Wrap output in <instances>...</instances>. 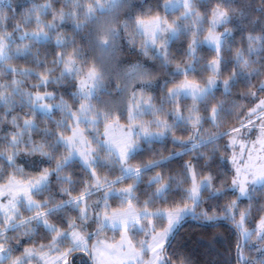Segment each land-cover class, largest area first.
<instances>
[{
    "label": "snow or ice",
    "instance_id": "obj_1",
    "mask_svg": "<svg viewBox=\"0 0 264 264\" xmlns=\"http://www.w3.org/2000/svg\"><path fill=\"white\" fill-rule=\"evenodd\" d=\"M125 3L126 0H63V7L53 11L52 0H47L43 4L33 3L21 22L13 23L16 16L9 0H0V80L10 79V83H0V126L8 117L11 125V131L0 134V264H190L187 257L170 252L177 229L189 216L206 222L231 221L238 234L236 264H264V215L250 230L245 225L251 206L244 210L239 207L242 198L252 201L253 193L264 190V98L259 95L264 94V79L252 83L253 79L264 75V29L259 35L249 34L247 48L237 49L233 59L226 61L222 52L231 34L227 25L235 10L230 5H222L229 0H219L210 11V19L208 14L198 10L200 0H163L155 14L149 12L148 18L136 17L133 30L128 33V44H134L139 36L142 53L153 52L165 69L174 62L170 44L181 36L190 35L185 52L188 62L183 67L181 63L175 64V71L169 73L174 86L168 88L169 81H165L167 91L157 105L154 97L146 94L152 86L151 73L140 63L120 67L118 41L129 29V21L120 24L117 14ZM256 10L264 16V0H260ZM50 12L51 21L46 22L43 17ZM174 12L180 14L170 20ZM240 14H244L243 9ZM69 21L74 34L87 30L82 39L94 54L91 59L74 39L69 40L60 32ZM33 23L34 30H26ZM205 23L208 24L207 35H204ZM220 27L224 28L223 32H217ZM53 38L55 47L61 51L56 53L51 66H47V61L40 60L39 51L34 53L33 47L38 49V46L51 44ZM203 47L215 55L200 71L211 74L206 80L189 79L197 72L200 64L197 51ZM253 56L258 59L252 60ZM18 58L25 61L31 58V62L44 71L13 67L8 63ZM230 62L234 64L231 73L221 79L222 66ZM254 64L258 66L253 67ZM177 76L184 79L176 83ZM28 78L38 81L31 85L34 91L25 90ZM65 81L75 82L76 91L70 93L73 104L62 96L59 103H54L57 96L47 88ZM113 82L120 102L101 100L102 95H112L107 84ZM238 83H244L248 89L241 98H251L254 104L247 112L235 111L241 106L234 102L231 109H226L223 100L211 103L221 84L224 93L231 95V89ZM134 85H139V89ZM189 99L190 106L186 103ZM77 103L79 107L74 109ZM165 105L170 107L166 109ZM17 106L29 109L26 117L34 118L39 114L51 120L57 110L63 116L55 121L56 130L41 129L32 118H24L21 123V117L13 114ZM125 115L126 123L121 124ZM225 115L234 116L236 123L221 131ZM206 122L217 131L205 134ZM177 129L189 133L186 140L175 135ZM256 132L255 140H251ZM34 134H39L41 139L34 140ZM225 137L228 140L223 146L224 152L231 150V153L220 156L219 160L221 165L230 161L233 175L230 185L223 183L221 188H215L217 177L208 162L216 159L218 142ZM168 139L181 150L161 159L131 163L144 152L142 145ZM209 145L211 154L199 153L197 163L185 162L176 175L157 172L147 181L146 198L141 200L137 195L138 185L143 183L147 173L163 167L166 161ZM61 148L63 153H60ZM22 156L39 157L23 161L38 175H28L18 164ZM201 159L205 160L201 169H209L207 175L198 170ZM76 162L88 179L83 181L79 193L73 195L77 181L72 174L65 173ZM45 164L49 166H43ZM97 169H107V172L100 175ZM117 169L119 174L110 179L108 173ZM53 177L59 185L58 194L67 199L56 202ZM126 180L132 183L116 187ZM185 184L189 186L184 187ZM209 189L212 190L209 199L224 195L226 190L231 191L235 199L222 208L201 209L202 194ZM102 190V196L92 201L94 193ZM173 195H179L180 199L170 202ZM110 198L119 199L117 208L109 204ZM157 201L167 207L154 208ZM259 210L264 211V208ZM25 212L31 214L25 216ZM50 218H56L58 223L50 222ZM93 225L94 231H89ZM41 229L46 242L36 241ZM108 232L112 236H107ZM138 236L143 238L137 239ZM253 237L256 244L251 243ZM25 243L30 246L25 247ZM249 245L257 252L255 259L245 255Z\"/></svg>",
    "mask_w": 264,
    "mask_h": 264
},
{
    "label": "trees",
    "instance_id": "obj_2",
    "mask_svg": "<svg viewBox=\"0 0 264 264\" xmlns=\"http://www.w3.org/2000/svg\"><path fill=\"white\" fill-rule=\"evenodd\" d=\"M47 2V0H9V3L11 4L16 19L13 21V23H19L23 19L24 14L26 13L27 9L33 6V3L36 4H43ZM87 2V0H85ZM219 0H200V3L198 4V10L202 14H208V17L210 16V11L213 7L217 5ZM163 0H126L125 5L120 8L118 12V21L120 24H122L125 20L129 21V26L133 24V21L138 16H144V18H147V14L151 12L152 14H155L158 10L159 6L162 5ZM231 7V9L235 10V14L232 16V19L230 20L227 27L231 30V34L227 37V39L231 40V43L233 46L235 45L236 49L244 48L247 45V36L249 34L253 35H259L261 33V30L264 29V16H261L260 12L257 11V7L260 5V0H229L228 4L222 5V7ZM63 7V0H52V10L58 11L60 8ZM241 9H243V15L240 14ZM162 12V10H161ZM178 13V12H177ZM5 14L7 13V10H5ZM173 15V13L171 14ZM51 12L48 16L43 17V19L46 22L51 21ZM206 23L204 27H206ZM35 24L33 23L29 28L26 30L31 31L34 30ZM11 28L9 27L8 31L11 32ZM207 29L205 28V31ZM60 32L65 35L69 40L72 37L76 41V45L78 47H81L85 50V53L91 55V52L88 50L87 41L82 39L87 33V30L82 31L79 35H76L73 33L72 30V22L69 21L67 24H65L61 29ZM128 33L123 32L121 34V39L118 41V43L121 45V50L118 53V58L120 60V67L127 68L130 64L134 63H140L144 68H146L151 73V79H152V86L151 88L147 89L146 94L154 97V103L159 104L160 98L164 95V93L167 91L166 88H164L165 81H169L167 84L168 88L171 84H173L171 81L173 80V77L169 75L170 72H172L171 69L167 67V69L161 67V63L159 61H156L155 59H152L149 55H143L142 51L138 50L136 47L128 44ZM205 33V32H204ZM17 36L19 33L16 34ZM184 36H181L180 39H178L175 43V47H171V51L174 54V62L173 63H179L178 61H181V66L187 61L186 59H181L179 54L185 55L187 44L190 40L189 37L183 39ZM187 43H183V42ZM17 43H20L17 41ZM24 43H28V41H24ZM83 44V46H82ZM230 44V45H231ZM22 46V45H21ZM15 47V45H14ZM178 49L184 50L183 52H178ZM234 50V53L236 51ZM39 51V59L40 60H46L47 66H51V61L55 57L56 53L61 51V49H58L55 47V40L53 38V41L51 44H45L43 46L33 47V52ZM71 48L69 47L67 51L70 52ZM199 50V49H198ZM201 50V49H200ZM209 50V49H208ZM199 56L200 58V64L197 65V72L194 74H191L189 76V79H196L197 81H200L201 78H204L207 74H210V72H201V66L208 61L207 56L205 52L202 53ZM197 55L198 52H197ZM254 60H257L258 57L253 56ZM9 64H11L13 67L18 68H33L35 71L42 72L44 69L37 68L34 63L31 62V58H29L28 61H25L23 59H13L11 61H8ZM258 64H254L253 67H257ZM171 68H175L171 67ZM59 72L57 71L56 75H58ZM183 76H179L178 78H175L176 83L179 81V78H182ZM18 78V77H17ZM260 79H264V75H261L259 78L253 79L252 83L256 84ZM0 83H10V79L5 77L4 79L0 80ZM34 83H38V81L35 78H28V80L25 83V90L34 91L31 88V85ZM107 83V82H106ZM114 83H109L107 86L109 87V91L112 92V95H102L101 100L103 101H111L114 103H118L121 100V97L114 91ZM75 82H69L65 81L62 85H49L47 88V91H54L57 99L53 101L54 103H59V97H63L69 104H73V99L70 95L71 92L76 91V88L74 87ZM134 87L139 89V85H134ZM255 90V89H253ZM10 91V89H9ZM41 91H44V89H41ZM216 92V91H215ZM220 92V87L217 89L216 93ZM238 97L237 99L239 102L237 105H240L241 107L238 109H235L237 112H245V110L251 105L250 99H244L241 98V91H237ZM216 94L215 99L211 100L212 104H215L216 101ZM17 101H19V98H16ZM211 99V98H210ZM95 103V101H94ZM187 105H191V100L189 99L187 102ZM79 107V104H74L73 108ZM170 106L165 105V108L168 109ZM183 107V105H182ZM230 107L229 109H231ZM227 109V108H226ZM29 109L27 107H24L21 109L19 106H17L14 115H19L21 117V123L23 122L24 118H32L35 120V122L40 126L41 129L48 127L49 129L56 130L55 127V121L62 119L63 114L60 111H54L58 113L57 115L54 114V112L51 115V120H48L46 117H41L39 114L36 117H26L25 113H27ZM186 114V113H185ZM203 114V112H202ZM151 117H145V119H150ZM126 115L121 118V120H125ZM7 120H10V117H8L5 121V124L0 126V134H3L4 132L11 131V125L7 122ZM169 122H171L169 118ZM236 123L234 116L225 115L223 120V126L220 129L225 130L227 128H230L234 126ZM103 127L101 126V131ZM204 133H211L217 131V129L213 128L211 123H204L203 125ZM175 135L177 137H180L182 139H187V136L189 133L183 129H177L175 131ZM34 140L39 141L41 139L39 134H34L33 136ZM226 137L218 142L219 144V150L216 153V159L213 161L208 162L210 165V170L217 177V179L214 181V187L215 188H221L223 183H227L230 185L231 183V169L227 167V165H221L219 157L225 156L224 152V144L226 143ZM144 148V152L140 155H138L133 161H131L132 164H136L139 162H147L150 159H161L162 157L169 156L174 151H180L181 149L173 145L171 142V139H168L164 142H154L152 145H142ZM212 146L209 145L206 148H201L197 152L189 153L187 155H184L182 157H177L172 160L166 161L164 166L161 168H156L149 173H147L143 178V183L138 185V191L137 195L140 196L141 200H143L145 197L144 192L147 190V181L148 179L155 175L157 172H161L163 175L167 176L169 174L176 175L180 170L182 165L187 161H192L193 163H197L196 156L199 153H203L205 156L211 154ZM60 153L62 151L60 150ZM224 153V154H223ZM59 155V154H58ZM31 158H38L39 157H20L18 160H25V159H31ZM18 164L21 167H26L25 164H21L18 161ZM205 164V160L201 159L198 162V170H202L203 175H207L209 169L204 168L201 169V166ZM45 166H49L45 164ZM54 167V162L51 165ZM72 166V167H71ZM67 171L72 174L73 179L77 181L76 184V191L73 192V195H77L82 187L83 181L85 180L84 176H82L80 173H75L72 170L75 169L76 163H73ZM27 168V167H26ZM11 169H8L10 172ZM76 170V169H75ZM72 171V172H71ZM97 172L100 175H104L107 172V169H97ZM225 173H227V176L225 177ZM68 174V173H66ZM118 169L115 170L112 173H108L110 179H114L116 175H118ZM131 180H126L118 185H116L117 188L121 187H127L128 184H131ZM67 187V185H64ZM188 184H185L184 187H188ZM52 188L53 191L57 193L56 202H60V199H67V196L61 197L58 194V188L59 185H57L55 177L52 178ZM175 189V186H174ZM154 190V189H152ZM212 190L209 189L207 193H203V199L204 203L201 205V209L208 208V207H223L225 204L229 203L231 200L235 199V196L232 195L231 191H225L224 195L216 198L209 199L210 192ZM103 194V190L101 192L94 193L93 197L96 201L99 199ZM171 199L179 200V195H173L170 197ZM109 204L113 208H117L120 204L119 199L116 198H110ZM251 206V214L249 216L248 222L246 223V227L248 229H254L256 227L257 221L259 220V217L264 214V211H260L259 209L264 208V190H258L257 192L253 193V200L249 201L245 198H242V201L239 202V207L241 210H244ZM160 207H167V205L161 204L159 201L156 202L154 205V208H160ZM199 211V210H198ZM31 213L25 212L26 215H30ZM237 219L239 217L237 216ZM52 222L56 223L52 220ZM42 233H44L43 229L41 230ZM39 231V235L36 237V241L39 242H46L45 236H42V233ZM237 232L235 229V226L231 223V221H219V222H206L203 220L194 219L192 217H187L183 224L180 226L179 230L176 232L175 236L172 239L171 242V251H175L180 253L182 256H185L189 259L190 264H236L235 259V245L237 242ZM252 244H256L257 241L255 237L252 239ZM245 255L248 256L250 259H255L257 256V252L254 248L249 245L248 249L245 250Z\"/></svg>",
    "mask_w": 264,
    "mask_h": 264
},
{
    "label": "rangeland",
    "instance_id": "obj_3",
    "mask_svg": "<svg viewBox=\"0 0 264 264\" xmlns=\"http://www.w3.org/2000/svg\"><path fill=\"white\" fill-rule=\"evenodd\" d=\"M180 14V12H174L173 13V15H171L170 17H169V19L171 20V19H175L176 18V16H178ZM161 15H163V12H161ZM148 18V17H147ZM209 19L211 18L210 16L208 17ZM206 29L208 28V24L206 23ZM129 32H131L132 30H133V28H132V25H130L129 26ZM224 31V28L223 27H220V28H218L217 29V32H223ZM204 35H207V30L205 31V33H204ZM201 38H203V37H201ZM180 39V38H179ZM183 39H185L184 37H183ZM70 40H72V37L70 38ZM176 41L177 40H175V41H173L171 44H170V53H171V56L174 58V54H173V52L171 51V47L172 46H174L175 47V43H176ZM140 43H141V39H140V37L139 36H137L136 38H135V43L134 44H131L132 46H134V47H136L138 50H140L141 51V47H140ZM183 43H187L186 41L185 42H183ZM231 43H233V42H231V40H229V39H227L226 40V47H225V50L222 52V55H223V57H224V59L226 60V61H231L232 59H233V57H234V50L236 49V47H235V45L233 46ZM231 44V45H230ZM82 46H83V44H82ZM247 48V45L244 47V49H246ZM201 50H202V53L203 52H205V54H206V56L208 57L207 58V60H211L212 58H213V56L215 55L210 49L208 50V48L207 47H203V48H200ZM198 50L197 52H198V56H200L201 55V59H203L202 58V54H201V50ZM229 49H231V51H229ZM177 50H178V52H181L182 50H180V49H178L177 48ZM237 50V49H236ZM71 51V50H70ZM184 51V50H183ZM182 51V52H183ZM90 54V53H89ZM89 54H87V56H88V59H91L92 58V56L94 55L93 53H91V55L89 56ZM143 54V53H142ZM144 55V54H143ZM147 55H149L152 59H155L154 58V53L153 52H149ZM180 55V58L183 60V59H186L187 61L186 62H188V58L185 56V55H183V54H179ZM251 59L252 60H254L253 59V57H251ZM156 61H159L160 62V60L159 59H155ZM174 60H175V58H174ZM179 63H181V61L179 60L178 61ZM161 63V62H160ZM175 66V63H172V64H169V69H171L172 70V72H174L175 71V68H171V67H174ZM182 67H183V65H182ZM233 67H234V64L233 63H228V65L226 66V67H224V66H222V71H223V76L221 77V79H225V78H227L228 77V75L231 73V71H232V69H233ZM211 74V73H210ZM210 74H207L203 79L204 80H206L207 79V77L210 75ZM179 76H177V77H175V78H178ZM184 79V77H182V78H179V81L177 82V83H179L180 81H182ZM169 86V85H168ZM167 86V87H168ZM174 86V84H171L170 85V87L169 88H171V87H173ZM219 89V88H218ZM216 92H217V89L215 90ZM237 91H241L242 93H244V92H247L248 91V89L245 87V85H244V83H238L235 87H233L232 89H231V95H226L225 93H224V89H223V86H222V84H221V86H220V92L219 93H216L215 92V94H216V101L218 100V101H221V100H223V101H225V107L227 108V109H229L230 107H233V102L235 103V104H237L238 102H239V100L237 99V97H238V93H237ZM260 96H261V98H264V94H259ZM217 101V102H218ZM212 102H213V100H212ZM216 102V103H217ZM254 106V104L253 103H251V105L245 110V112H247V110L249 109V108H251V107H253ZM54 114L55 115H57L58 113H56V112H54ZM120 123L121 124H124V123H126V119L125 120H120ZM102 131H103V129H102ZM67 134H69L70 135V133H67ZM116 134L117 135H119V130H117V132H116ZM258 134V132H256V133H254L251 137H250V139L251 140H255V138H256V135ZM227 140H228V138L226 137V141L225 142H227ZM94 146V145H93ZM61 151H62V153H63V149L61 148L60 149ZM230 153H231V150H229V152L228 153H226L225 154V156L226 155H230ZM224 154V153H223ZM31 159H35V158H31ZM31 159H29V160H31ZM36 159H38V158H36ZM21 164H23V160H18ZM133 165H135V164H133ZM43 166H45V165H43ZM27 167V168H26ZM25 167V172L28 174V175H38V173L37 172H35L33 169H32V167L31 166H26ZM72 167V166H71ZM227 167H229L230 169H231V163H230V161H229V163L227 164ZM76 169V170H75ZM75 169H73L72 171L73 172H75V173H80L82 176H84V178H85V180L86 179H88V177H87V173L81 168V165L78 163V162H76V166H75ZM12 170H10V172H11ZM71 171V172H72ZM66 173H70L69 171H67L66 170ZM65 173V174H66ZM232 175H233V173H232V171H231V178H232ZM205 193H207V192H205ZM91 200L92 201H95L94 200V197L92 196L91 197ZM25 214V213H24ZM71 215H75V213H71ZM264 215V214H263ZM27 216V215H26ZM52 220L53 221H55L56 223H58V221L56 220V218H50V222H52ZM258 222V221H257ZM52 223H54V222H52ZM257 225V224H256ZM94 229H95V225H93V227L92 228H90L89 229V231H94ZM42 230V229H41ZM41 230H40V232H41ZM42 233V232H41ZM12 235H15V234H12ZM106 235L107 236H112V233L111 232H108V233H106ZM42 236L44 237L45 235H44V233H42ZM117 239H119V237L117 236L116 237ZM141 238H143L142 236H138L137 237V239H141ZM39 242H41V240L39 241ZM25 247H29L30 245L29 244H27V243H25V245H24ZM16 255H19L18 253L16 254Z\"/></svg>",
    "mask_w": 264,
    "mask_h": 264
},
{
    "label": "water",
    "instance_id": "obj_4",
    "mask_svg": "<svg viewBox=\"0 0 264 264\" xmlns=\"http://www.w3.org/2000/svg\"><path fill=\"white\" fill-rule=\"evenodd\" d=\"M182 224H183V223H182ZM182 224H181V225H182ZM179 228H180V227H179ZM179 228L177 229V231L179 230ZM177 231H176V232H177ZM175 234H176V233H175ZM174 236H175V235H174Z\"/></svg>",
    "mask_w": 264,
    "mask_h": 264
},
{
    "label": "flooded vegetation",
    "instance_id": "obj_5",
    "mask_svg": "<svg viewBox=\"0 0 264 264\" xmlns=\"http://www.w3.org/2000/svg\"><path fill=\"white\" fill-rule=\"evenodd\" d=\"M17 254V253H16ZM19 254V253H18Z\"/></svg>",
    "mask_w": 264,
    "mask_h": 264
}]
</instances>
